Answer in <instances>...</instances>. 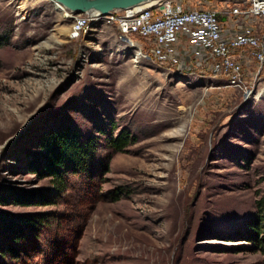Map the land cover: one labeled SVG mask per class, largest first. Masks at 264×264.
Listing matches in <instances>:
<instances>
[{"label": "rangeland", "instance_id": "obj_1", "mask_svg": "<svg viewBox=\"0 0 264 264\" xmlns=\"http://www.w3.org/2000/svg\"><path fill=\"white\" fill-rule=\"evenodd\" d=\"M74 21L53 0H0V213L47 222L38 253L0 264H264V65L251 61L238 91L136 60L103 18L71 40ZM68 128L97 151L92 175L57 195L31 161ZM120 134L129 144L113 153ZM17 191L54 203L18 205Z\"/></svg>", "mask_w": 264, "mask_h": 264}, {"label": "built area", "instance_id": "obj_2", "mask_svg": "<svg viewBox=\"0 0 264 264\" xmlns=\"http://www.w3.org/2000/svg\"><path fill=\"white\" fill-rule=\"evenodd\" d=\"M221 2L230 7L201 9L188 7L185 0H163L108 16L81 14L74 16L69 37L80 38L91 19L103 18L130 41L136 60L196 70L246 91L250 62L264 65V0Z\"/></svg>", "mask_w": 264, "mask_h": 264}, {"label": "trees", "instance_id": "obj_3", "mask_svg": "<svg viewBox=\"0 0 264 264\" xmlns=\"http://www.w3.org/2000/svg\"><path fill=\"white\" fill-rule=\"evenodd\" d=\"M1 45L0 40V47ZM107 144L113 153L121 152L129 144V136L126 134H120L116 138L111 136ZM39 148L40 152L34 155L31 164L36 173L52 181L57 195L67 190V180L70 175L89 177L92 175V162L97 151L96 138L84 137L76 129L68 128L62 132L43 135ZM100 165L104 172H107V164ZM12 197L16 204L22 206L54 203L51 196L41 195L39 200H36L34 194L19 191L14 192ZM46 224L44 218L9 216L0 213V262L6 259L13 263L22 261L28 256L26 245L33 248V253H38L41 249L38 240L39 231L47 226ZM51 257L48 259L49 264H54L55 259Z\"/></svg>", "mask_w": 264, "mask_h": 264}, {"label": "water", "instance_id": "obj_4", "mask_svg": "<svg viewBox=\"0 0 264 264\" xmlns=\"http://www.w3.org/2000/svg\"><path fill=\"white\" fill-rule=\"evenodd\" d=\"M60 4L73 16L89 13H98L108 16L115 11H123L152 0H53Z\"/></svg>", "mask_w": 264, "mask_h": 264}, {"label": "bare ground", "instance_id": "obj_5", "mask_svg": "<svg viewBox=\"0 0 264 264\" xmlns=\"http://www.w3.org/2000/svg\"><path fill=\"white\" fill-rule=\"evenodd\" d=\"M161 1H163V0H152V1H150V2H148L149 4H155V3H159V2H161ZM54 3H55V5H56V8L57 9H59V10H61V11H65V9L60 5V4H58L57 2H55L54 1ZM68 17H69V15H68ZM74 17V16H73Z\"/></svg>", "mask_w": 264, "mask_h": 264}, {"label": "crops", "instance_id": "obj_6", "mask_svg": "<svg viewBox=\"0 0 264 264\" xmlns=\"http://www.w3.org/2000/svg\"><path fill=\"white\" fill-rule=\"evenodd\" d=\"M227 22V21H226Z\"/></svg>", "mask_w": 264, "mask_h": 264}]
</instances>
